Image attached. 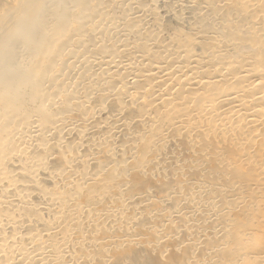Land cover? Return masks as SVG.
<instances>
[{"label":"bare ground","instance_id":"obj_1","mask_svg":"<svg viewBox=\"0 0 264 264\" xmlns=\"http://www.w3.org/2000/svg\"><path fill=\"white\" fill-rule=\"evenodd\" d=\"M0 264H264V0H0Z\"/></svg>","mask_w":264,"mask_h":264}]
</instances>
